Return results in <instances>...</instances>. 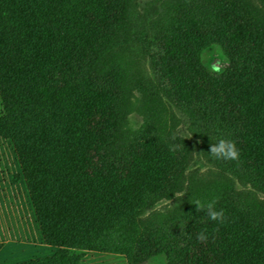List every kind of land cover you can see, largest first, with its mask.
<instances>
[{
	"label": "trees",
	"instance_id": "1",
	"mask_svg": "<svg viewBox=\"0 0 264 264\" xmlns=\"http://www.w3.org/2000/svg\"><path fill=\"white\" fill-rule=\"evenodd\" d=\"M128 1L0 0V138L13 148L42 243L54 250L22 264H79L86 252L134 263L264 264V213L231 195L210 199L223 223L193 202L170 225L137 231L180 163L147 134L125 155L111 149L117 70L102 75L101 66L125 43ZM179 1L137 42L204 149L235 142L239 159L212 157L217 168L264 194V0L260 12L245 0ZM213 46L226 60L221 71L203 61ZM201 230L205 241L196 240Z\"/></svg>",
	"mask_w": 264,
	"mask_h": 264
},
{
	"label": "rangeland",
	"instance_id": "2",
	"mask_svg": "<svg viewBox=\"0 0 264 264\" xmlns=\"http://www.w3.org/2000/svg\"><path fill=\"white\" fill-rule=\"evenodd\" d=\"M245 1L259 12L263 11L262 0ZM180 2L129 0L121 15L127 29L118 37L125 43H119L120 50L101 66L102 75L117 70L115 102L118 116L111 147L113 153L127 154L138 136L147 134L172 149L180 163L171 187L165 189L141 217L137 225V231L141 233L145 229L170 225L174 216L196 200L217 199L222 194L233 196L242 207L256 214L264 213V194L217 168L186 117L172 107L164 86L154 79L147 53L137 42L143 40L144 34L153 35L157 27L167 23ZM203 61L215 71L226 66V60L216 46L204 52ZM0 245V264L35 260L54 253L42 243L13 148L10 142L1 138ZM83 255L79 264H161V260L143 256L136 258L134 263L121 254L86 252Z\"/></svg>",
	"mask_w": 264,
	"mask_h": 264
},
{
	"label": "clouds",
	"instance_id": "3",
	"mask_svg": "<svg viewBox=\"0 0 264 264\" xmlns=\"http://www.w3.org/2000/svg\"><path fill=\"white\" fill-rule=\"evenodd\" d=\"M209 156L223 161H236L239 159V149L233 140L218 138L215 143H211ZM194 205L197 212H204L210 221L223 223L224 212L222 209L217 208L215 200H196ZM207 239L206 230H201L196 235L197 241H205Z\"/></svg>",
	"mask_w": 264,
	"mask_h": 264
},
{
	"label": "crops",
	"instance_id": "4",
	"mask_svg": "<svg viewBox=\"0 0 264 264\" xmlns=\"http://www.w3.org/2000/svg\"><path fill=\"white\" fill-rule=\"evenodd\" d=\"M45 246V245H44ZM47 247V246H45ZM48 248V247H47ZM25 262H28V261H22V262H16V263H13V264H22V263H25Z\"/></svg>",
	"mask_w": 264,
	"mask_h": 264
}]
</instances>
